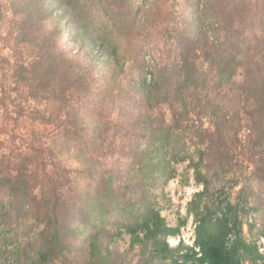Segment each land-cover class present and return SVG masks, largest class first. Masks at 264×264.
<instances>
[{"label": "trees", "instance_id": "obj_1", "mask_svg": "<svg viewBox=\"0 0 264 264\" xmlns=\"http://www.w3.org/2000/svg\"><path fill=\"white\" fill-rule=\"evenodd\" d=\"M9 2L0 112L12 106L30 128L24 148L0 154V264H264V230H243L256 207L214 188L264 171V0H189L167 60L138 64L130 83L113 24L136 0ZM96 2L119 11L101 33ZM185 162L202 189L173 226L155 190ZM190 216L193 245L170 246Z\"/></svg>", "mask_w": 264, "mask_h": 264}, {"label": "rangeland", "instance_id": "obj_2", "mask_svg": "<svg viewBox=\"0 0 264 264\" xmlns=\"http://www.w3.org/2000/svg\"><path fill=\"white\" fill-rule=\"evenodd\" d=\"M9 4V0H0V13L5 10V7H9ZM103 6V4L96 2L91 9L90 18L92 22L95 25L102 26L98 33L102 32L104 27L102 24L106 23L108 18L106 15L108 12ZM113 8L115 7H111V10ZM129 8L121 7V10L124 9L125 12V15L122 14L125 18V25L122 24L123 22L118 21L120 27L115 25V28L113 20L111 22L114 28L115 42L119 46L120 52L125 56L122 57V61L125 62L126 76H128V82L130 83V79L139 73L136 69L138 64L146 62L147 65H154L159 64V60L160 62L167 60L172 42H174V37L169 29L171 30L176 25L183 26L187 22V18L193 17V14L190 13L189 0H136V7L133 10H129ZM6 12L7 17L0 19V61L4 56L12 57V51L6 39L8 32L13 27V23L9 21L12 16L11 9H7ZM116 12H119L117 6L115 10L113 9L108 14L114 15ZM131 20H133L132 24H130ZM15 33L16 31H14ZM71 38L70 35L62 38L61 42L62 44L65 43V49L69 52H76L84 59L86 56L81 53L79 42L71 41ZM11 42L13 43V41ZM12 60L13 58H11ZM241 78L242 76H238L237 80L239 81ZM232 103L230 102V104ZM118 111V109L113 111L114 118H119L120 113ZM29 128V122H26L25 119H16V113L12 106L0 112V154L10 155L22 147L24 148L28 142ZM242 142L248 145L247 139H242ZM187 164V162L180 164L178 175L155 190L158 194V206L161 208V213L168 223L173 226L178 223L180 216L187 215L188 202L197 191L202 189L201 185L196 184L193 179V172L187 168ZM238 176L240 178L238 184H234L230 175L222 179H215L214 188L218 190L224 185L233 201L237 199L241 192L247 195L248 205L256 207L252 221L255 227L250 230L249 217H244V236L249 240L255 239L259 234L258 232L264 230V171L262 174H258L257 170L252 173V169H249L243 171V173H238ZM246 176H250L251 179ZM243 187L245 190L242 191L241 188ZM19 229H22V225ZM194 230L195 224L193 217L190 216L187 223L181 228L180 234L168 238L170 246L175 247L179 242V238L185 244L193 245ZM261 238L259 237L257 240L258 245ZM128 244L129 236L127 235L117 246L123 251L128 247Z\"/></svg>", "mask_w": 264, "mask_h": 264}, {"label": "built area", "instance_id": "obj_3", "mask_svg": "<svg viewBox=\"0 0 264 264\" xmlns=\"http://www.w3.org/2000/svg\"><path fill=\"white\" fill-rule=\"evenodd\" d=\"M252 221H253V216L250 215V216H249V222H252ZM180 240H181V239L179 238V242H180ZM179 242H178V243H179ZM259 250H260V252H262V253L264 252V237L261 238V242H260V244H259Z\"/></svg>", "mask_w": 264, "mask_h": 264}]
</instances>
